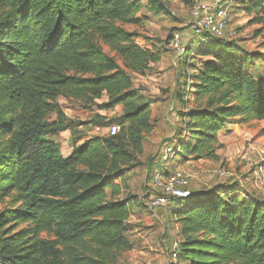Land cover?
I'll return each mask as SVG.
<instances>
[{"label":"trees","instance_id":"obj_1","mask_svg":"<svg viewBox=\"0 0 264 264\" xmlns=\"http://www.w3.org/2000/svg\"><path fill=\"white\" fill-rule=\"evenodd\" d=\"M193 1L181 0L190 7ZM247 5L264 16V0ZM139 8L138 0H0V204L10 199L16 206L0 213V264H115L118 254L133 250L129 203L110 198L120 167L142 153L153 128L150 103L127 72L145 71L159 54L116 25L132 21ZM189 44L185 57L198 64L175 99L182 111L175 157L217 162L226 125L264 121V73L256 77L244 57L218 53L215 47L227 42ZM59 98H104L105 110L121 109L120 131L62 157L43 139L65 128ZM166 163L160 172H170ZM220 191L167 204L192 199L174 212L178 260L264 264V202Z\"/></svg>","mask_w":264,"mask_h":264},{"label":"rangeland","instance_id":"obj_2","mask_svg":"<svg viewBox=\"0 0 264 264\" xmlns=\"http://www.w3.org/2000/svg\"><path fill=\"white\" fill-rule=\"evenodd\" d=\"M225 29V44H218V53L244 57L249 70L256 77L264 73V16L259 11L247 8L248 0H230ZM140 8L130 22H117V27L135 34L134 41L142 48L159 54V61L149 64L140 73L127 72L132 87L138 89L150 103L152 131L145 137L142 153H133L132 161L120 167L113 182L118 185L116 196L110 201L129 203L132 215L126 227L133 244V250L117 255L115 264L138 262L139 264H170L169 247L173 239L182 243L180 228L175 221V210L184 207L192 199L171 202L168 209L156 211L149 208V202L157 191L152 186L154 172L161 170V153L165 148H173L181 130L180 107L176 102L177 93L183 88L185 75L192 73L191 67L198 64V58L179 54L171 42L178 34L186 48H196L198 41L192 36L187 21L190 5L181 0H138ZM203 47L208 48V43ZM119 68H123L120 57L103 48ZM104 98L93 103H83L76 98H59L57 103L64 115V130L43 139L53 142L62 157L71 154L73 148L84 141L107 138L111 129L120 131L118 121L121 109H104ZM54 116L47 118L48 122ZM240 121V124H239ZM226 125L219 133L221 149L219 161H184L173 155L166 163L170 172L180 171L188 181L190 192H220L235 190L241 196L264 202V121L256 122L246 118ZM110 195V192L107 191ZM15 204L6 199L0 204V213L14 209ZM176 208V209H175ZM23 228V226H21ZM177 264H184L183 259Z\"/></svg>","mask_w":264,"mask_h":264},{"label":"built area","instance_id":"obj_3","mask_svg":"<svg viewBox=\"0 0 264 264\" xmlns=\"http://www.w3.org/2000/svg\"><path fill=\"white\" fill-rule=\"evenodd\" d=\"M230 0H194L190 7V16L187 27L194 36L198 44L204 45L211 41L224 42L226 40L225 29L227 26L228 12L231 9ZM174 50L179 54L185 52L183 41L178 34H174L171 40ZM189 82V80H187ZM117 133V128L111 129V135ZM179 148H165L161 153L162 164L166 163ZM260 175L264 178V169L260 170ZM152 186L157 191L151 198L149 208L156 211L165 208L170 201L186 199L190 196L187 178L180 172L156 171L152 177ZM169 262L177 264L180 254V242L173 239L169 247ZM126 264H138L129 262ZM150 264V263H146Z\"/></svg>","mask_w":264,"mask_h":264},{"label":"crops","instance_id":"obj_4","mask_svg":"<svg viewBox=\"0 0 264 264\" xmlns=\"http://www.w3.org/2000/svg\"><path fill=\"white\" fill-rule=\"evenodd\" d=\"M147 263H150V262H148V261H146ZM136 263H138V262H136ZM139 264V263H138ZM151 264V263H150Z\"/></svg>","mask_w":264,"mask_h":264}]
</instances>
